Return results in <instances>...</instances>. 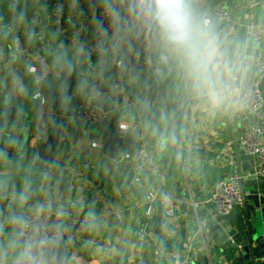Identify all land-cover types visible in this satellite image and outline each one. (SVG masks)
<instances>
[{"label":"crops","instance_id":"1","mask_svg":"<svg viewBox=\"0 0 264 264\" xmlns=\"http://www.w3.org/2000/svg\"><path fill=\"white\" fill-rule=\"evenodd\" d=\"M53 1L0 0V103L27 101L34 107L37 103L35 100L40 98H35L37 94L45 99V106L38 112L33 110L32 118L27 125L18 124L21 128H27L28 136L31 134L35 118L39 115H43L50 124L52 123L54 109L48 104L47 96L58 79L51 72L40 86L34 83L33 77L27 73V68L33 65L34 60L32 56L20 57L14 52L4 29L5 23L12 22L13 17L18 18L21 23V46L34 54L43 55L50 69L61 56L68 55L81 66V78L101 77L98 64L92 60L85 44L92 36L97 9L102 6L115 8L117 0H106L91 12L84 9L76 11L72 5L69 6L64 33L67 29H72V35L63 48L60 45L62 35H55L49 26L47 28L43 23L41 30H36L30 25V20L35 15H38L41 21L44 17L49 25L50 6ZM217 8L227 9L223 0H165L160 5H154L144 15H137L135 9L131 7L132 21L126 23L133 25L132 31L122 33L118 38L114 33L112 57L100 62V64L110 62L113 69L121 75L117 83L122 84L126 94L111 98L109 101L117 109L122 106L127 109L125 116L119 121V125L127 127L123 132L137 130L136 117L142 116L147 137L151 141L153 159L160 167V173L157 175L163 176L165 183L163 187L156 183L150 192L170 191L174 188L171 192L184 200L174 221H171L170 235L173 238L172 243L183 240V245L177 248L175 254H187L189 258L190 255H195L194 261L191 260L192 264H200L203 256L192 247L194 226L200 224L201 227L207 228L208 224L216 221L221 227H229L244 217L240 206L229 216L217 219L208 199L214 183L229 178L228 174L234 169L233 137L241 150L237 140L243 129L242 109L239 105L242 91L252 80L257 79L259 85L263 78L255 76L246 63L256 52L264 55V38L260 43L251 40L246 35V27L251 23L264 22V7L238 12L234 16L229 33L219 41L225 69L233 83V94L229 102L233 123L231 127L224 102L231 88L218 63H213V60L220 58V53L213 43V28L217 23L212 11ZM71 39H78L79 43L69 46ZM181 51H185L190 58L198 59L212 67L214 81L207 85L212 90L215 89L219 96L216 107L212 105L207 108L198 98L183 103L186 140L179 142L170 123L169 112L164 109L157 96L160 89L163 91L172 89L182 80L179 68ZM115 58L118 61L136 64L134 69H140V78H136L134 69L130 76H124L128 71L115 67L113 64ZM249 72L253 76H247ZM259 90L264 98V88ZM72 101H78L77 96L72 97L67 104V118L61 133V140L65 142L61 141L56 154L57 161L67 168L68 178H72V189L70 191L68 184L66 194L58 193V198L54 199L53 191L49 185H44V176H41L38 182L29 184V187L35 188L38 192L28 193V196L40 210H46L48 206H53V209L69 206L73 207L75 213L88 218L87 227L81 226L77 229L76 238L69 247V259L74 264H116L109 258L118 254L119 246L126 244L129 240L128 234L133 236V243H136V230L140 223L133 219L128 203L137 198L139 188L145 184L149 174L137 176L139 178L137 183H133V174L126 181L118 179L113 183L111 195L115 202L123 207V216L120 217L107 197L106 190L86 181V176L92 173V169L81 163V154L89 147V139L96 136L97 129L78 131L73 126L71 114L76 106L71 107ZM130 102H135L137 107H130ZM32 144L30 139L29 145ZM130 150L132 149L122 150L120 153L122 155ZM249 164L254 170V161L251 160ZM122 166L123 170L119 175L125 176L130 171L124 162ZM56 171L60 178H63L61 171ZM253 177L259 186V194L264 195V178H256L254 174ZM119 182H122V185ZM23 188L20 187L21 190ZM48 194L50 198H46ZM146 195H140L138 198V208L145 201ZM23 200L18 201L8 214L5 210L0 211V216L6 221L0 232V264L9 262L20 264L18 233L26 207ZM185 205L188 206L187 210L184 209ZM153 208L154 213L149 219V224L154 221L156 207ZM98 213L104 214L101 220L96 219ZM147 247L146 244L140 248L137 246V251L135 253L133 251L125 263L142 264ZM185 247L187 249H184ZM170 256L162 257L161 261L167 264ZM263 260L264 258L256 261V264H261ZM156 262L154 259L152 263Z\"/></svg>","mask_w":264,"mask_h":264},{"label":"water","instance_id":"2","mask_svg":"<svg viewBox=\"0 0 264 264\" xmlns=\"http://www.w3.org/2000/svg\"><path fill=\"white\" fill-rule=\"evenodd\" d=\"M105 1L85 0L83 9L86 12H91L98 4H103ZM128 1L137 15H144L150 11L145 6L144 0ZM223 2L230 13L231 20L228 24H217L213 28V43L220 53V58L213 60V63H218L221 73L231 88L224 102L228 120L232 127L229 102L233 94V83L226 72L225 60L222 57L219 41L229 33L234 16L238 12L248 9H260L264 7V0H223ZM119 8L120 2L116 1L114 9L119 11ZM42 23L48 28L44 17ZM132 29L133 25L131 23L119 21L115 25V37L118 38L122 33H130ZM71 35L72 29H67L60 38L61 48ZM181 50L183 49L181 48ZM184 52L179 53V68L182 80L179 81L178 86L175 85L172 89L165 91L160 89L157 96L164 109L169 112L170 123L179 142L186 140L183 103L198 98L207 108L212 105L216 107L219 96L215 89L212 90L207 85V83H213L214 81L212 67L205 65L198 59L190 58ZM117 61V58L113 59V64ZM80 67L68 55L61 56L60 60L51 67L54 73L53 76L58 79L49 91L51 95L47 96L48 104L52 105L54 109V118L48 139L39 143L36 147L29 145L30 136H28L27 128H21L18 124L27 125L30 122L33 112H38L42 107L41 98L35 100L37 103L34 107L27 101L0 103V211L5 210L8 214L10 209L15 207L17 202L22 199H24L25 206H34L35 202L29 198L28 193H33L36 189L29 187V184L38 182L41 176H44V185H49L50 190L53 191L54 199L58 198V193L66 194L68 185L67 168L61 166L62 163L57 161L56 154L60 148L62 128L67 118V104L81 82ZM99 70L106 86L118 82L121 78V75L113 69L110 62L102 63ZM130 74L131 72H126L124 76H130ZM134 74L139 79L140 69H134ZM247 76L251 77L253 74L249 72ZM214 87L216 86L214 85ZM258 88L263 90L264 76L260 80ZM99 106L107 113L108 117L105 127L97 130L96 135L100 138L101 143L96 149L85 148L80 161L85 167L92 169V173L86 176V181L106 190L107 197L111 200L114 210L122 217L123 207L117 204L111 195L112 185L118 179L126 181L132 175L131 172L125 176L119 175V172L123 170L120 152L134 148L138 131L131 130L128 133H121L118 130L119 121L126 114L127 109L125 107L122 106L117 109L110 101L101 103ZM232 145L234 169L230 171L227 177L237 179L242 197L241 208L244 217L229 227H221L218 222L214 221L208 224L207 228L201 227L200 224L192 228V240H194L192 247L203 255L200 264H256V261L264 258V195L259 194V186L253 177L254 170L249 164L252 158L239 150L234 137ZM55 169L61 171L63 178L59 176L58 180H54L50 176L51 170ZM156 183L163 187L165 185L164 177L154 173L149 174L145 184L139 188L137 198L128 203L133 219L139 221V223H147L143 228V243L148 247L144 253L142 264H153L154 259L157 260L155 264H166L161 261L162 257L174 254L177 248L183 245L182 239L172 243L173 238L170 235L172 228L169 227L171 225L165 219L162 208L159 206L158 199L161 193L157 195L154 202L156 212L152 224H149V220L145 216L148 205L143 202L140 208L137 207L140 195L143 196L149 193ZM119 184L122 185V182H119ZM21 186L24 187L23 190L20 189ZM172 190L174 188L170 189V191ZM46 198H50V194L46 195ZM52 209L53 206L46 208L47 211ZM184 209L187 210L188 206L185 205ZM191 217L192 214H190ZM2 225H6V221L0 216V232ZM83 227H87V224ZM128 236L129 240L126 244L119 246L118 254L110 256L109 260L116 264H127L125 260L129 259L133 251L135 253L138 249L136 243H133V236L131 234H128ZM195 238L197 239L195 240ZM69 247L70 245L64 240L58 242L53 247L52 254L46 257L47 264H74L69 259ZM190 259L194 261L195 255H190ZM8 264L19 263L9 262ZM261 264H264V260Z\"/></svg>","mask_w":264,"mask_h":264},{"label":"built area","instance_id":"3","mask_svg":"<svg viewBox=\"0 0 264 264\" xmlns=\"http://www.w3.org/2000/svg\"><path fill=\"white\" fill-rule=\"evenodd\" d=\"M117 1L120 2L119 11L107 6L97 9L92 36L85 44L92 60L98 64V68L102 64H100L101 61L112 57V42L116 23L119 21H132L130 2L128 0ZM164 1L144 0V4L150 10L154 5H160ZM84 2L85 0H54L51 3L48 26L55 35L61 36L64 33L65 18L69 6L72 5L74 10L81 11ZM212 16L217 24H228L231 20L230 13L224 8L213 10ZM30 25L36 30H41L43 27L41 18L38 15L30 20ZM20 28L21 23L17 17H13L12 22L4 25L14 52L20 57L32 56L34 63L27 68V73L33 77L34 83L40 86L47 80L52 70L43 55L34 54L21 46ZM246 35L256 43H260L264 38V22L249 24L246 27ZM78 43V39H71L69 46ZM134 65L122 61L115 63V67L126 69L128 72L133 71ZM246 66L255 76L259 78L264 76V55L260 52L254 53L247 59ZM257 82V79H254L246 84L239 98L243 129L237 143L240 149L254 161V176L264 178V98ZM81 83L83 84L81 85ZM125 94V89L120 83L116 82L106 86L101 77L81 78V82L73 94V97L77 96L78 99L75 110L71 114L73 126L78 131L104 128L108 117L99 104L109 101L111 98L125 96ZM36 97L41 98V105L44 106L45 99L40 94H37ZM129 106L136 108V103L130 102ZM136 118L135 127L138 131L136 144L132 150L122 154V161L133 174V183L139 182L137 177L139 175L160 173V167L153 159L151 141L147 137L145 126L140 119L141 116L137 115ZM50 127L51 124L43 115L35 118L30 134V139L33 142L31 147H36L39 143L48 139ZM118 130L123 132L127 130V127L119 125ZM61 141L65 142V140ZM100 143L101 140L97 135L89 139L90 149L98 148ZM50 176L54 180H58L59 173L56 170H51ZM68 184L71 190L73 186L71 177L68 178ZM159 193H161L158 199L159 206L162 208L165 219L171 225V221H174L179 207L184 203L182 198L171 191L149 192L144 201L148 205L145 216L148 220L153 216L154 202ZM208 203L211 204L217 219L229 216L235 208L240 207L242 197L237 179L229 177L215 182L211 188ZM103 217V213L96 214L97 220H101ZM87 223L88 218L75 213L73 207L63 206L46 211L35 206H26L18 233L21 250L20 264H47L46 257L52 254L53 247L61 240L70 245L76 238L77 229ZM146 225L147 223H140L136 230V246L139 248L144 244L143 228ZM184 249H187V247ZM167 264H192V261L187 254L174 253L169 257Z\"/></svg>","mask_w":264,"mask_h":264},{"label":"trees","instance_id":"4","mask_svg":"<svg viewBox=\"0 0 264 264\" xmlns=\"http://www.w3.org/2000/svg\"><path fill=\"white\" fill-rule=\"evenodd\" d=\"M48 95H51V93H49ZM71 104H72L71 107H72V106H76L77 101H72ZM136 107H137V105H136ZM72 114H73V112H72ZM140 119L142 120V116H141Z\"/></svg>","mask_w":264,"mask_h":264}]
</instances>
